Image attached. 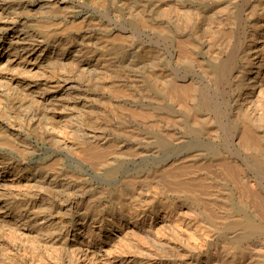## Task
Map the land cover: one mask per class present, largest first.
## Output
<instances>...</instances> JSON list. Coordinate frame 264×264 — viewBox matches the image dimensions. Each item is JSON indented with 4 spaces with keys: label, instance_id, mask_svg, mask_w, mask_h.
<instances>
[{
    "label": "bare ground",
    "instance_id": "6f19581e",
    "mask_svg": "<svg viewBox=\"0 0 264 264\" xmlns=\"http://www.w3.org/2000/svg\"><path fill=\"white\" fill-rule=\"evenodd\" d=\"M0 264H264V0H0Z\"/></svg>",
    "mask_w": 264,
    "mask_h": 264
},
{
    "label": "rangeland",
    "instance_id": "374dc122",
    "mask_svg": "<svg viewBox=\"0 0 264 264\" xmlns=\"http://www.w3.org/2000/svg\"><path fill=\"white\" fill-rule=\"evenodd\" d=\"M31 2H32V1H31ZM83 10L87 11V12L90 13V14H96L95 11L91 10V9L88 8V7H84Z\"/></svg>",
    "mask_w": 264,
    "mask_h": 264
}]
</instances>
